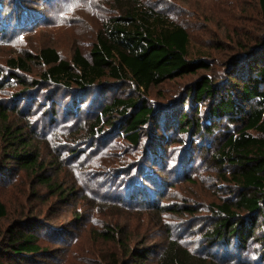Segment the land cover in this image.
<instances>
[{"label":"rangeland","instance_id":"374dc122","mask_svg":"<svg viewBox=\"0 0 264 264\" xmlns=\"http://www.w3.org/2000/svg\"><path fill=\"white\" fill-rule=\"evenodd\" d=\"M137 1L186 28L193 59L205 54L211 70L166 81L142 95L130 81H108L104 93L82 101L76 91L35 86L46 69L36 59L41 50L54 49L66 61L75 51L90 59L98 33L120 7L116 0H0V17L8 21L0 23V109L24 130L41 164L22 169L0 137V201L8 211L0 243L11 225L20 224L37 234L41 251L32 264H168L164 256L171 242L207 263L264 264L263 218L242 248L236 238L227 243L230 239L211 235L217 207L235 204L240 193L233 168L217 161L218 149L242 125L210 118L218 96L194 103L184 95L205 77L219 93L235 92L224 56L235 52H229L234 48L229 38L242 41L263 32L256 0ZM28 55V70L11 68V60ZM114 98L143 100L153 108L138 144L122 136L120 115L103 119L91 132L101 106ZM182 113L199 119L201 129L181 135L176 123ZM131 191L145 199L129 200Z\"/></svg>","mask_w":264,"mask_h":264},{"label":"trees","instance_id":"16d2710c","mask_svg":"<svg viewBox=\"0 0 264 264\" xmlns=\"http://www.w3.org/2000/svg\"><path fill=\"white\" fill-rule=\"evenodd\" d=\"M116 2L120 7V14L104 24L90 51V59L75 51L72 60L66 61L56 50L43 49L36 59L46 69L41 74V79L34 82L35 86L49 84L58 87L60 92L76 91L72 93L82 101L98 92L104 93L108 81H130L142 95L166 81L194 76L201 70H211L212 62L206 59L208 56H204L205 54H199L193 59L192 41L186 28L175 25L161 12L148 8L137 0ZM255 2L254 10L264 20V0ZM4 20L0 17V23L5 25L8 21ZM258 31L263 32L257 36H246L242 41L229 38L234 45L229 52H235L231 55L226 52L223 62L228 66L225 71L227 79L235 83L231 86L234 93L230 90L219 93L220 89H217L211 77L197 80L184 93L194 103L218 96L219 99L209 111L210 118L229 119L231 122L238 120L242 125L241 130L229 136L218 149L220 158L217 160L233 168L234 180L240 189L238 200L233 205L227 202L217 207L218 220L211 232L214 240L228 238L230 241H226L230 243L236 238L241 245L238 248L253 239L257 222L261 218L264 221V30L261 28ZM214 46L222 49L221 44ZM24 58L11 60V68L28 70L26 63L32 57L28 55ZM15 79L12 77V82ZM52 93L50 96H54L56 92ZM62 95L64 97L65 93ZM30 99L27 101L33 102L35 98ZM48 99L51 102L55 100L51 97ZM77 103L73 104L75 108ZM198 111L195 110L196 116ZM117 115L125 123L122 136L130 143L138 144L141 129L150 124L155 114L146 101L114 98L101 106L100 116L96 118L91 132L101 125L103 119H111ZM198 121L191 114L182 113L176 127L181 135H185L197 130L199 126V130L201 129ZM23 132L24 130L9 122L7 110L0 109V137L12 150L10 159L22 169L34 170L41 166L40 157L35 152H30L32 141L25 140ZM93 135L94 133L90 134V137ZM44 182L50 185V181ZM138 195L140 194H133L131 191L128 199L138 202L145 199ZM241 213L249 215L241 218ZM7 216V207L0 201V224ZM5 237L6 240L0 243V264H32L41 251L33 229L14 224L6 230ZM262 241L264 242V238ZM170 244V249L164 256L168 264H213L197 260L175 242Z\"/></svg>","mask_w":264,"mask_h":264}]
</instances>
